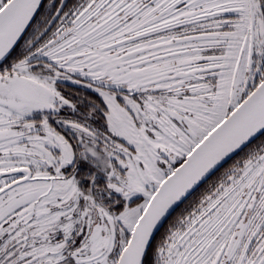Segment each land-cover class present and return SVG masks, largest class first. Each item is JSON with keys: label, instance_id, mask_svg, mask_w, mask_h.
Returning <instances> with one entry per match:
<instances>
[{"label": "snow or ice", "instance_id": "1", "mask_svg": "<svg viewBox=\"0 0 264 264\" xmlns=\"http://www.w3.org/2000/svg\"><path fill=\"white\" fill-rule=\"evenodd\" d=\"M0 264H264V0H0Z\"/></svg>", "mask_w": 264, "mask_h": 264}]
</instances>
